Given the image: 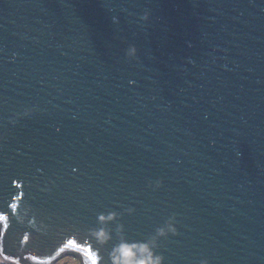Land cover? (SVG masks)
I'll use <instances>...</instances> for the list:
<instances>
[{
	"label": "water",
	"instance_id": "water-1",
	"mask_svg": "<svg viewBox=\"0 0 264 264\" xmlns=\"http://www.w3.org/2000/svg\"><path fill=\"white\" fill-rule=\"evenodd\" d=\"M153 241L264 264V0H0V258Z\"/></svg>",
	"mask_w": 264,
	"mask_h": 264
},
{
	"label": "clouds",
	"instance_id": "clouds-1",
	"mask_svg": "<svg viewBox=\"0 0 264 264\" xmlns=\"http://www.w3.org/2000/svg\"><path fill=\"white\" fill-rule=\"evenodd\" d=\"M104 219L105 217H100L101 221H104ZM168 232L176 234L174 226L170 223L164 228L158 229L157 236H165ZM100 236L103 237L104 233L101 232ZM155 247L154 241L143 244H122L115 250L114 256L116 259L114 264H163V257L156 255L153 251ZM93 264H96V261H93ZM201 264H208V262L203 260Z\"/></svg>",
	"mask_w": 264,
	"mask_h": 264
},
{
	"label": "rangeland",
	"instance_id": "rangeland-1",
	"mask_svg": "<svg viewBox=\"0 0 264 264\" xmlns=\"http://www.w3.org/2000/svg\"><path fill=\"white\" fill-rule=\"evenodd\" d=\"M0 264H5V262H2L0 258ZM54 264H80L79 259L71 254V253H66L58 257L55 261Z\"/></svg>",
	"mask_w": 264,
	"mask_h": 264
},
{
	"label": "snow or ice",
	"instance_id": "snow-or-ice-1",
	"mask_svg": "<svg viewBox=\"0 0 264 264\" xmlns=\"http://www.w3.org/2000/svg\"><path fill=\"white\" fill-rule=\"evenodd\" d=\"M26 239V238H25ZM71 243V242H70ZM93 261H95V260H93Z\"/></svg>",
	"mask_w": 264,
	"mask_h": 264
},
{
	"label": "bare ground",
	"instance_id": "bare-ground-1",
	"mask_svg": "<svg viewBox=\"0 0 264 264\" xmlns=\"http://www.w3.org/2000/svg\"><path fill=\"white\" fill-rule=\"evenodd\" d=\"M2 260V259H1ZM3 262V261H2ZM6 264V263H5Z\"/></svg>",
	"mask_w": 264,
	"mask_h": 264
}]
</instances>
